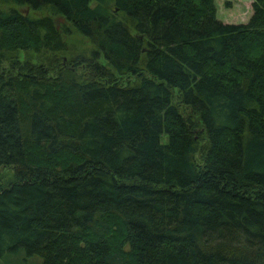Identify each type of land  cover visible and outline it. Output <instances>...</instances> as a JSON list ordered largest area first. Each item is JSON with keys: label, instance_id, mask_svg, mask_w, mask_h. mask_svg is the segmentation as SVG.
<instances>
[{"label": "trees", "instance_id": "1", "mask_svg": "<svg viewBox=\"0 0 264 264\" xmlns=\"http://www.w3.org/2000/svg\"><path fill=\"white\" fill-rule=\"evenodd\" d=\"M0 169V264H264V0H0Z\"/></svg>", "mask_w": 264, "mask_h": 264}, {"label": "rangeland", "instance_id": "2", "mask_svg": "<svg viewBox=\"0 0 264 264\" xmlns=\"http://www.w3.org/2000/svg\"><path fill=\"white\" fill-rule=\"evenodd\" d=\"M214 4V16L215 19L222 23L226 24H245L249 20L251 14H252V2L253 0H212ZM95 5L94 2L89 3V6L93 7ZM107 5L101 6V10H108ZM26 10V9H25ZM55 20L57 22L56 26L59 28L64 27V30L67 31V35H65L66 44L68 46L66 53L70 55L77 54V52H81L83 54H86L89 52L90 49L95 47V45L92 43L90 44L84 37H82L80 34H78L76 31H73L71 28V25L68 24V22L63 21L62 18L59 16L55 17ZM29 52H27L28 54ZM32 53V52H31ZM33 56L36 57H46V54H34ZM31 58V55H30ZM60 58V57H59ZM19 61H22L24 59L23 54L18 55ZM102 57L99 58V61L102 62ZM35 61V59H32V61ZM61 65H65V58L62 57ZM26 61H29L26 59ZM31 62V60H30ZM4 65H8V62L5 61ZM132 79L133 77H129ZM161 140L163 141V136H161ZM202 145V143H201ZM200 157V153H197V157ZM199 165H201V160H199ZM0 174L3 175V178H7L10 176V170L9 169H0ZM1 181V180H0ZM29 264H41L40 261L33 258L31 260H28Z\"/></svg>", "mask_w": 264, "mask_h": 264}]
</instances>
